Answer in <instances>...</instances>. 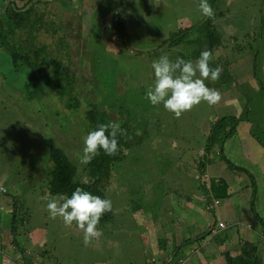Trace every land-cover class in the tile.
<instances>
[{
    "label": "rangeland",
    "instance_id": "1",
    "mask_svg": "<svg viewBox=\"0 0 264 264\" xmlns=\"http://www.w3.org/2000/svg\"><path fill=\"white\" fill-rule=\"evenodd\" d=\"M47 1V5L40 3L35 10L43 14L41 19L30 24L36 46L51 57H73L67 69L83 85L76 87L82 95L98 97L94 91L97 80L91 72L93 50L101 55L97 45L105 58L117 61L118 69L106 76V82L111 92L114 82L128 93L122 95V100L111 102L109 113L120 125L132 118L138 120L140 130L135 131L139 134L132 138L136 142L143 140L142 148L135 144L128 149L125 164L129 168H122L121 174L114 169L120 187L111 191L109 199L115 203V211L110 219L99 223L103 230L100 241L85 246L82 231L75 225L67 227L60 217L50 219L47 211L49 200L60 196L48 191V152L53 147L66 151L69 148V157L81 156L84 138L77 141L75 135L79 121L75 113L68 112L54 89L43 81L34 84L28 65L14 66L11 53L0 41V228L4 233L0 245L6 249L0 253V264H21L23 254L20 247H14L15 238L10 231L14 216L19 218L16 235L25 237L26 229H32L27 246L35 250L32 259L44 264H167V258L172 264L181 259L186 262L178 264H226L221 250L226 248L240 255L242 244H236L240 238L257 243L262 240L258 255L264 264L263 0H214L218 11L225 15L215 16L223 25L217 27L220 33L215 36L220 35L223 43L215 44L214 50H220L217 62L210 66L224 69L217 87L227 86L231 76L238 79L234 96L245 115L232 118L237 121V128L222 146L223 157L215 153V165L210 164L201 174L193 173L199 171L193 156L200 155L201 145L221 112L202 101L176 118L162 106L131 95L149 82L148 50L167 42L172 35L184 38L183 45L170 47L167 43L154 56L167 54L175 60L178 51L187 48L186 44L191 50L210 48L205 28L209 19L199 10V0H159L158 6L150 0H124L128 12L123 29L119 27L122 32L109 13L100 39L93 28L99 14L93 0ZM54 19L57 22H50ZM52 28L65 34V45L59 40L60 33L52 35ZM20 31L21 43L25 44L31 32ZM11 38L18 42L12 35ZM9 41L24 52V45L13 43L10 38ZM125 67L129 71L124 74ZM227 112L224 109L225 115ZM226 124L228 130V121ZM152 138L155 140L151 144ZM146 145L150 147L143 148ZM80 170H84V165L80 164ZM212 177L225 180L227 195H216L218 198H212L208 208L202 196L212 193ZM2 186L9 193L2 192ZM111 186L106 184L104 191ZM152 190L156 195L150 196ZM179 191L189 195L181 200ZM140 195L143 197L139 198ZM14 204L15 214L11 213ZM214 220L218 232L212 235L208 230ZM220 223L225 227L221 228ZM40 234L46 236L45 246L39 244L44 238ZM160 243L168 245L163 247ZM178 243L182 247L177 249ZM8 256L14 257L13 263L8 262Z\"/></svg>",
    "mask_w": 264,
    "mask_h": 264
},
{
    "label": "trees",
    "instance_id": "2",
    "mask_svg": "<svg viewBox=\"0 0 264 264\" xmlns=\"http://www.w3.org/2000/svg\"><path fill=\"white\" fill-rule=\"evenodd\" d=\"M83 1V0H80ZM21 2V4L19 3ZM40 3H45L46 5L49 3L47 0H0V41L6 45L7 50L11 53L13 58V63L16 68H19L22 65H28L32 72L31 77L35 85L39 82L43 81L46 85H49L52 89H54L58 94L61 95L59 97L68 112L75 113L79 128H76L75 135H77V141H81L86 135L93 130H96L98 125L101 123H111L117 122L111 118L109 113V107L111 102L114 99H123L122 95L126 96L127 91L123 86L119 83L112 82L113 90L112 92L109 90V85L106 82V76L114 73L116 69H118L119 65H117V61L113 59L105 58V53L100 45H97V50L101 55H99L96 50H93V60H92V69L91 72L96 77L97 82L94 83V91L98 94V97L90 96L89 94H80L79 91L76 90L77 86L83 87V85L76 81L75 76L67 69L68 65L73 62V57L65 54L60 57H51L47 54H43L42 50L38 48L34 42V34L31 30L30 24L35 23L41 19L43 14H39L37 11V6ZM97 3V9L99 10V14L95 16L90 12L89 16L93 15L94 23L93 28L96 29L97 38L100 39L105 32L102 28L105 27L106 24V15L111 13L112 22L113 24L117 25V29L122 32L123 29V17L126 12L127 3H124V0H99L94 1V7ZM211 6L215 10L216 17H223L225 14L222 13V10L218 11L217 6L214 0H211ZM264 5V0H263ZM91 7V6H90ZM91 7V8H94ZM151 14V11H150ZM50 22H57L55 19L51 20ZM48 22V23H50ZM42 23H46L45 20H42ZM220 24L214 19H209L208 23L206 24V37L209 38L210 41V48L205 50H210L211 52L216 51L214 50L215 44L221 41L220 35L218 38H210V34L212 32L220 33L218 28ZM121 27V28H119ZM28 30L31 32V37L28 38L26 41L24 40L25 44L21 43V31L20 30ZM110 27L107 26V33H109ZM91 30V28H90ZM89 30V31H90ZM52 35H56L60 33L58 30L52 28L51 29ZM88 33V32H87ZM86 33V34H87ZM11 35L14 37V40H18V42L13 41ZM10 40L17 44V45H24L26 48L24 52L22 50H18V48L10 43ZM183 39L178 35H172L169 40L165 43H160L157 47L151 48L148 50L150 56L148 59L150 60V66L147 70V77L149 78V82L147 85H140L137 88V92H132L131 89L128 88V91L131 95H136L141 101H147L145 98L147 92L146 89L150 85L154 84V70L151 67L153 60H156L159 57L154 56L156 50L163 48L164 46L168 45L170 47H180L183 45ZM60 42L65 45V34L60 33ZM89 46V45H88ZM187 48L181 49L178 51V57H183L185 60H192L196 61L202 51H204L201 47L198 50H191L189 48V44H186ZM91 47V46H90ZM84 54H86L85 49H83ZM198 53V55H196ZM106 61L104 62V60ZM114 63H113V62ZM212 64L214 62L211 60ZM108 64L110 66H106ZM231 71L234 70V67H230ZM129 70L127 67L124 68V74L127 73ZM142 81V80H141ZM206 85H211L215 82L208 80L205 82ZM84 85H87L84 84ZM147 87V88H146ZM108 109H105V107ZM160 106L163 107L161 104ZM216 108L221 112V116L218 114L217 120L214 121L211 125L210 131L206 136V141L201 145V152L200 155L194 154V160L197 162V167L199 171L193 172L194 174H201L205 172L206 168L209 166V163H213L214 154H218L222 156V146L229 138L231 132H227L226 122L229 118L228 115L224 114V109L226 106L220 102L216 105H210ZM164 108V107H163ZM165 109V108H164ZM194 109V108H193ZM192 109V110H193ZM191 110V111H192ZM67 112V113H68ZM189 112V111H188ZM120 113V112H119ZM186 113V112H185ZM134 123V125H133ZM137 119H130L124 125H121L122 128L127 130L128 136L127 137H120L119 138V145L121 148V152L115 156H108L101 151L100 155L94 158L91 163L88 165H84V170H80V161L81 156H71L69 157L68 149L67 151L65 148L53 147L49 153V165H50V173L51 179L49 181L48 191L49 194H57V195H66L71 196L72 192L77 188L80 187L85 191L91 192L93 195H98L101 198L109 199L111 197V191H114L120 187L118 182L119 175H113V171L117 168L122 173V168L128 167L125 164L126 156L123 152L125 149L131 148L133 145L137 144L142 148L143 140H134L132 137L138 135L135 129L140 130V126L137 125ZM234 128H237V121L233 122ZM225 129V132H223ZM85 134V137H84ZM132 134V136H131ZM173 135V134H171ZM131 136V137H130ZM130 137V138H129ZM155 139H150L151 144ZM202 141V140H201ZM203 142V141H202ZM84 147V140L80 144L81 151ZM150 145L143 146V148H148ZM200 147L199 145L196 146V149ZM139 148V149H140ZM143 149H141L138 153H141ZM82 155V154H81ZM139 155V154H138ZM226 161L231 165L232 162L225 158ZM48 165V166H49ZM129 168V167H128ZM201 179V178H199ZM212 182L214 183V187L212 188V193L210 195H203L202 199L207 202L212 201V198H218V194L227 195V183L225 184L224 179L221 178L214 180L212 177ZM223 181V182H222ZM220 182V183H219ZM111 183L112 186L109 188L107 192L104 191L105 185ZM219 183V184H218ZM4 187V186H3ZM5 190H1L4 193H9L8 189L4 187ZM180 192L181 200L189 195L185 192ZM139 193V190L137 191ZM116 194V192L114 193ZM171 194V192H169ZM156 193L151 192L150 196H154ZM215 195V196H214ZM59 196V197H60ZM114 196V195H113ZM115 197V196H114ZM143 197L140 195L139 198ZM137 198V196H136ZM190 201H188L189 203ZM218 203L219 200H216ZM113 203V202H112ZM14 209H12L13 214L16 213L15 204L13 205ZM114 211H115V203H113ZM209 208V207H208ZM211 208V207H210ZM113 212L106 213L101 220H108L112 217ZM100 220V222H101ZM99 222V223H100ZM213 222V221H212ZM209 225H211V223ZM214 222H216L214 220ZM19 223V218L13 217V220L10 222V228L12 232V236L17 239L18 244L15 248L20 247V253L23 254L21 264H44L41 263V260H34L32 259L35 250L32 248L30 251L27 250L28 245V233L32 231V229H26L25 237H18L16 235L17 227ZM264 223V222H263ZM210 229V227H209ZM209 231V230H208ZM241 254L237 256H233L229 250L226 251V258L228 259L229 264H255L262 263L259 255H258V248L261 246L262 240L258 239V243L241 238ZM175 246L177 249L182 247V245ZM161 246H167L168 243H160ZM4 251V250H3ZM1 251V253H3ZM263 255H264V243H263Z\"/></svg>",
    "mask_w": 264,
    "mask_h": 264
},
{
    "label": "clouds",
    "instance_id": "3",
    "mask_svg": "<svg viewBox=\"0 0 264 264\" xmlns=\"http://www.w3.org/2000/svg\"><path fill=\"white\" fill-rule=\"evenodd\" d=\"M150 3L154 6L160 4L159 0H150ZM198 7L203 16L208 19H214L215 10L208 0H199ZM127 12L128 7H126L123 23ZM224 27L227 26L224 25ZM214 38H218V35ZM212 59L213 56L210 50L202 51L196 61L185 60L183 57H177L175 60H172L167 54L161 55L152 62L151 67L154 70L155 80L154 84L148 87L145 98L153 106L162 104L167 111L174 113L176 118H180L183 113L191 111L194 106L199 105L202 101H206L209 105H216L221 100L228 111L226 115L229 116L227 120L229 125L228 130L227 124L225 129L227 132H231L229 135V138H231L236 131L233 130V122L235 120L232 121V118L245 115V109L235 99L234 92L236 90L231 92L228 85L229 80L238 79H233L231 76L227 82V86L224 84L220 88L215 83L207 86L205 81L217 82L222 71H224L222 66L211 67L210 62ZM216 62L217 60L214 64ZM231 101L240 107L238 114H231L229 112ZM127 136V130L122 128L120 123L99 124L96 130L90 131L84 138L80 164L88 165L94 158L100 155L101 151L108 156L118 155L121 152L119 138ZM127 151V149L123 150L125 155H127ZM210 164L212 166L215 165L214 162ZM208 207H210L209 203ZM47 211L50 219L60 217L67 227L75 225L77 229L83 232V243L85 246H88L94 241H100L103 236V230L98 227L99 222L106 213L113 212L114 207L110 199L101 198L77 187L70 197L61 195L58 199H50L47 203ZM215 225L216 222L214 221L209 225L210 229L208 233H212V235L217 234L218 229L215 228ZM219 226L224 228L225 224L220 223ZM223 250V253L226 255L227 249L223 248L221 251ZM167 262V264L173 263L170 258H167ZM185 262L186 260L181 259L175 264ZM226 264H229L227 258Z\"/></svg>",
    "mask_w": 264,
    "mask_h": 264
},
{
    "label": "crops",
    "instance_id": "4",
    "mask_svg": "<svg viewBox=\"0 0 264 264\" xmlns=\"http://www.w3.org/2000/svg\"><path fill=\"white\" fill-rule=\"evenodd\" d=\"M220 27H223V25L222 24H220ZM216 33V32H215ZM215 33L214 32H212L211 34H210V38H213V37H215ZM221 42H222V39H221ZM220 42V43H221ZM223 43V42H222ZM218 50H220V49H217L216 51H213L212 52V56H213V59H212V61L213 62H215L217 59H216V55H217V51ZM232 73V72H231ZM232 75V74H231ZM230 79V78H229ZM220 81V80H219ZM219 81H217V82H215V85L217 86V83L219 82ZM228 81V80H227ZM238 84V80H229V82H228V85H229V89L231 90V92H233V91H235L236 90V85ZM224 86V85H223ZM220 87H222V86H220ZM219 87V88H220ZM258 88V87H257ZM260 89V88H259ZM261 90V89H260ZM229 112L231 113V114H238L239 112H240V107L238 106V104H236L235 102H233V101H231V103H230V109H229ZM12 211V210H11ZM75 227V226H74ZM76 228V227H75ZM77 229V228H76ZM78 231H80L79 229H77ZM10 231H11V228H10ZM12 233V232H11ZM8 235V234H7ZM40 235H43V234H40ZM44 236V238H43V240H42V242L41 243H39V244H41L42 246H45V244H46V236L45 235H43ZM10 237V236H9ZM3 239H4V233H3V231H2V229L0 228V242H3ZM236 243V242H235ZM18 244V242H17V240L16 239H14L13 240V245H14V247L16 246ZM236 244H241V240L238 242V243H236ZM28 247V246H27ZM32 248H27V250L28 251H30ZM4 250V251H3ZM1 251H3V252H5L6 251V249H5V247H3V246H1L0 245V253H1ZM231 252V251H230ZM231 254L232 255H237V252H231ZM21 257H22V255H21ZM20 257V258H21ZM12 259V260H11ZM11 260V261H10ZM19 261H20V259H19ZM8 262H10V263H13L14 262V257H12V256H8Z\"/></svg>",
    "mask_w": 264,
    "mask_h": 264
},
{
    "label": "built area",
    "instance_id": "5",
    "mask_svg": "<svg viewBox=\"0 0 264 264\" xmlns=\"http://www.w3.org/2000/svg\"><path fill=\"white\" fill-rule=\"evenodd\" d=\"M1 190H5V188H4V187H2V188H1Z\"/></svg>",
    "mask_w": 264,
    "mask_h": 264
}]
</instances>
